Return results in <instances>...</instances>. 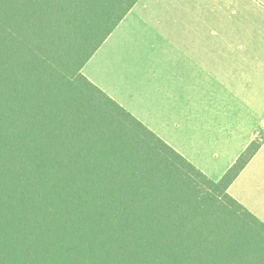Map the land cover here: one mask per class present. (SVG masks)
Returning a JSON list of instances; mask_svg holds the SVG:
<instances>
[{
    "label": "trees",
    "instance_id": "obj_1",
    "mask_svg": "<svg viewBox=\"0 0 264 264\" xmlns=\"http://www.w3.org/2000/svg\"><path fill=\"white\" fill-rule=\"evenodd\" d=\"M138 0H0V264H264V222L82 72Z\"/></svg>",
    "mask_w": 264,
    "mask_h": 264
},
{
    "label": "crops",
    "instance_id": "obj_2",
    "mask_svg": "<svg viewBox=\"0 0 264 264\" xmlns=\"http://www.w3.org/2000/svg\"><path fill=\"white\" fill-rule=\"evenodd\" d=\"M137 3L141 11L131 17L146 25H141L140 37L146 47L134 54L130 67L138 73L130 76L138 82L135 94L141 97L133 98L125 81L88 67L95 54L82 72L210 179L218 180L252 139L264 137V0ZM135 5L117 27L135 14ZM159 7L167 14L152 18L150 8ZM111 49L116 54L106 59V67L116 68L114 61L124 64L123 51ZM121 67L123 73L129 69ZM261 153L264 138L229 187L256 217L250 204L264 198V158L256 160Z\"/></svg>",
    "mask_w": 264,
    "mask_h": 264
},
{
    "label": "rangeland",
    "instance_id": "obj_3",
    "mask_svg": "<svg viewBox=\"0 0 264 264\" xmlns=\"http://www.w3.org/2000/svg\"><path fill=\"white\" fill-rule=\"evenodd\" d=\"M178 1H181V0H178ZM182 1H184V0H182ZM138 8H139V5L137 3V5H135V7H134L135 14L128 15L129 17H127L128 19L125 20V24L122 25V23H121V25L119 27L114 29L115 30V34L113 33L114 35L112 34L111 36H109L110 38L108 39V41L103 43L96 50V52L94 53L95 54L94 59L88 64V67H93L94 66L97 69V73L103 74L105 77L107 76L110 79H116V80L122 81V84L125 81L127 89L128 90L131 89L134 92L135 96L133 98L141 97L142 93H136L135 94L136 85H137L138 82H136L135 78H132L130 76V74L131 73H138V71L135 70V69L133 70L130 67V65L132 64V60L135 59L134 54L137 53L139 49H145V47H146L144 40H142V42L140 41V37L143 36L142 30H141V25L143 27H145V28H146V25L144 23H142V22H138L137 20H133L134 17H131V16L137 15L138 12L141 11V10H138ZM148 14L150 16H152V18H154L155 15H163V14H167V12L163 11L162 7H159L158 9H151L150 8V12ZM143 15H145L144 12H143ZM132 26H134L135 28H139V29L136 32H133V31L130 30L132 28ZM114 30H113V32H114ZM118 41L120 42V46H119V42ZM109 46L111 48L116 47L118 54H121L120 52L123 51V54L126 57V61H125L124 64H120L118 61H114V64H115L116 68H108V67H106V65H105L106 59L110 58V57H113V55L116 54L115 51L113 49H111ZM137 62H135L134 64H137ZM122 65H124L125 67L129 68L126 73L121 72V68H122L121 66ZM137 65H135V66H137ZM122 84L119 87L117 86L119 92L122 90ZM127 89H125V90L127 91ZM118 91H117V93L119 95ZM263 156H264V154L261 153L257 157L256 160H258L259 158L263 159L264 158ZM243 199L245 201L249 202V200L247 198L246 199L243 198ZM252 200H254V199H252ZM261 200L263 201L264 198L261 199ZM254 201L258 205L257 204H255V205L254 204H250L251 208L259 214V217L258 216L257 217L261 221L264 222V205L261 204L262 201H260L259 199L255 198Z\"/></svg>",
    "mask_w": 264,
    "mask_h": 264
}]
</instances>
